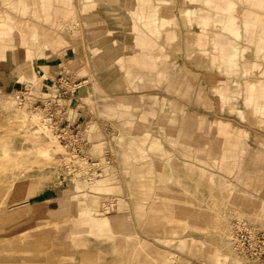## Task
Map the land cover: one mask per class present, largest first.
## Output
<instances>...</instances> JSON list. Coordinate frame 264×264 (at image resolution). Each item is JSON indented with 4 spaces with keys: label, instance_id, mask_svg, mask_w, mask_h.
Returning a JSON list of instances; mask_svg holds the SVG:
<instances>
[{
    "label": "rangeland",
    "instance_id": "rangeland-1",
    "mask_svg": "<svg viewBox=\"0 0 264 264\" xmlns=\"http://www.w3.org/2000/svg\"><path fill=\"white\" fill-rule=\"evenodd\" d=\"M11 2L0 264H264V0ZM64 77L63 140L15 91ZM18 114L53 137L51 164Z\"/></svg>",
    "mask_w": 264,
    "mask_h": 264
},
{
    "label": "built area",
    "instance_id": "built-area-1",
    "mask_svg": "<svg viewBox=\"0 0 264 264\" xmlns=\"http://www.w3.org/2000/svg\"><path fill=\"white\" fill-rule=\"evenodd\" d=\"M60 80L61 79H58V82L53 81V85L51 86V88H54L53 91L49 90V92L43 94V96L31 95L32 88L28 85H24L19 89H17V91H15V98L16 100L19 101V103H26L35 108H38L41 111L44 120H46L50 128L52 127L56 132H58L60 138L64 140L63 137L66 136L68 132L67 129L68 125L66 127L64 126L65 121L63 119V118L67 119L64 110L66 104L64 105L61 102H62V98H65L67 95L69 96L73 94L76 91V87L75 84L70 82V80L67 77H64L62 82H60ZM69 136L72 137V135ZM241 237H242V233L240 235L236 233L234 239H236V241L237 239H239L240 242L237 241V244L240 247H243L244 241L240 240Z\"/></svg>",
    "mask_w": 264,
    "mask_h": 264
},
{
    "label": "bare ground",
    "instance_id": "bare-ground-1",
    "mask_svg": "<svg viewBox=\"0 0 264 264\" xmlns=\"http://www.w3.org/2000/svg\"><path fill=\"white\" fill-rule=\"evenodd\" d=\"M13 125L17 126L22 131L23 136H25L26 141L31 142V144H39V148L37 150L39 159H36L38 165H49L54 159L53 155V137L47 131L46 127L41 123L37 115H33L31 118L26 117L24 114H18L13 118ZM32 130L31 134H28L29 131ZM22 134V132H21ZM35 134V135H34ZM40 135L46 136V143H40L37 139L40 138ZM43 138V137H42ZM50 139V140H49ZM50 141V142H49ZM59 147V146H57ZM60 149V147H59ZM26 148L19 147L13 150V156L19 157L22 154H25ZM23 163V162H22ZM24 167V166H23ZM76 188H78L79 180L73 181ZM81 187V186H80ZM84 187V186H83ZM82 187V188H83Z\"/></svg>",
    "mask_w": 264,
    "mask_h": 264
},
{
    "label": "crops",
    "instance_id": "crops-1",
    "mask_svg": "<svg viewBox=\"0 0 264 264\" xmlns=\"http://www.w3.org/2000/svg\"><path fill=\"white\" fill-rule=\"evenodd\" d=\"M11 4H12L11 6L12 9H19L25 11V10H29L30 8V0H12ZM171 20L173 24L176 23L175 20L173 19Z\"/></svg>",
    "mask_w": 264,
    "mask_h": 264
}]
</instances>
